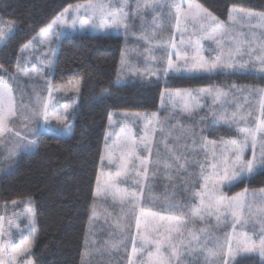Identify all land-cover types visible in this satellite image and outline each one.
Returning a JSON list of instances; mask_svg holds the SVG:
<instances>
[{
	"label": "snow or ice",
	"instance_id": "1",
	"mask_svg": "<svg viewBox=\"0 0 264 264\" xmlns=\"http://www.w3.org/2000/svg\"><path fill=\"white\" fill-rule=\"evenodd\" d=\"M143 6L144 8H151L153 12L152 36L141 37L147 43L151 44L152 39L157 37L155 29L161 27L158 20L164 15L163 9L165 8H167L168 22L174 21L175 31L181 34L179 44L172 42L171 39L168 42L159 41L158 46L163 50L159 58L152 53L150 48L146 49L149 53L148 59H158L165 65L163 67L165 75L173 70L180 73L182 69L190 73L210 74L214 71H229L230 73L258 72L264 74V44L260 45L258 51L251 44L248 48H243L239 43L233 46L224 42L230 27L238 19L247 18V22L250 23L253 18L258 17L261 21L260 26H264V12L258 14L252 10L233 6L229 12L228 22H225L213 16L195 0H187L186 3L185 0H163L162 3H158L157 0H144ZM81 7L83 6L69 5L64 8L59 16L40 30V42L51 44L54 28L56 29L55 38L59 39L60 29L66 28L76 31L78 26L81 32L119 30L121 27L127 30L129 23H131V15L135 14L142 18L140 2H137L134 13L126 10L129 9V0H121L115 8L110 4L106 8L103 3H89L87 7H84L86 16H81ZM233 12L235 18L232 15ZM182 20L183 25L181 24ZM190 26L192 32L189 33L186 42L183 37L185 33H188ZM6 27L7 31L0 28V42L6 40L13 25L8 24ZM204 40H211L216 44V48L211 50V54H206L207 50L202 43ZM31 44L30 41L28 44L22 45L20 51L26 52ZM52 55L55 53L49 49L41 62L51 67L50 56ZM30 59L29 56L28 60ZM121 62H124L123 56ZM149 71L155 74L157 70L149 69ZM33 72L38 74L39 70L34 66L29 67L27 62L24 64L18 62L12 72L7 67L0 65V143L8 141L11 144L9 157L17 155L19 151H27L38 146L36 137L40 135L41 121L47 125L55 120L57 125L62 126L70 134V125L67 123L68 117L66 115L69 112V106L65 105L61 112L56 109L55 105L49 108V104L41 102L39 98L37 105L32 109L25 108L23 116L24 120L28 121L29 124L34 123L35 126L28 127L25 125L26 131L23 134L17 127L20 112L10 81L17 80L20 74L31 79ZM5 76L9 79H4ZM230 87L237 88V85L233 84ZM245 90L264 96V87L240 89V91ZM75 91H80L78 83ZM103 91H107V89ZM201 91L204 95L211 96L214 104L218 101L221 104L226 103L225 98L229 96L228 91L219 88ZM175 95L181 99L185 96L188 97L189 103L184 105L182 111L189 116L193 115L197 108L202 107L197 100L199 94L194 95L191 92L181 93L178 91ZM169 98H172L171 94ZM260 111L261 119L255 123V126L247 124L241 126L238 120L245 119L243 114L233 112L231 117H228L226 113L212 111L213 121L210 122V127H215L218 120L229 126L235 124L239 137L225 142V147L221 150L219 157L213 154L210 163L198 165L200 167L199 178L202 182L198 186L209 189V185H211V190L207 194L196 192L191 202L171 203L167 209L158 210H153L151 205L146 204L142 200V194L146 182L149 180L150 166L152 174L156 175L162 162L158 150L155 153V159L153 158V147L157 127H161L162 131L163 128L158 119L153 120L141 116L139 113H125L123 115L120 122V132H110L105 138V152L101 156V163L103 164L106 160L107 164L113 168L103 183H101L100 177H97V188L94 196L111 195L114 202L118 200L121 205V213L125 217V224L121 225L117 221V228L125 227V230L130 231L131 220H135L136 236L130 238L132 249L131 255L127 257V264H133V257L139 258L138 264H184L182 257L185 253L189 256L197 253L203 255L204 264H241L244 259L255 254L259 257V264H264V220L261 221L262 226L259 234L253 232L249 235L247 231L243 230L247 221L241 218V209L244 207V200L241 199L243 194L231 197L226 195L227 187L234 181L245 175H251L257 166L264 168V103L261 104ZM50 113H54V115H50ZM155 115L153 114V116ZM206 118L207 114L201 117V119ZM136 121H144L142 135H137L134 131ZM113 123V117L110 115L109 125ZM128 125H132V127ZM113 136L115 139L109 145L108 140ZM13 138L15 139L13 140ZM258 142L259 158L256 154ZM195 145L196 140L193 139V149ZM184 147L185 154L182 156L176 151L175 145L169 148L168 142L165 140L168 158L163 161V166L166 170L173 167L172 161H175L177 162L175 167L178 171H186L185 166L188 163L187 144ZM246 150L251 151V159L245 156ZM180 160L184 162L178 163ZM205 161H208L207 155H205ZM208 168H211L212 171H207ZM165 175H168L167 171ZM122 183L125 185L124 187H121ZM128 183L134 184L135 187L130 189L127 186ZM197 200L199 203H196ZM16 203L15 200L12 201L13 205ZM95 213L96 209L93 206V217H95ZM226 214L233 217L231 235H226L223 244L217 241L209 247L207 244L208 237L201 235L207 230L203 226L198 227L197 221L203 225L210 223V218L214 217L219 224L221 216H226ZM26 216L30 224L29 236L27 240L21 238L18 245L15 244L11 232V229L16 226L14 221L9 219L7 221L8 228L5 229V217L0 216V264H34L31 258L34 253L31 249L36 225L31 202L26 209ZM149 219L151 228L145 227L144 231L141 232L142 220L147 225ZM238 224L241 225V230L237 229ZM111 246L117 250L123 247L127 252L124 237H121L118 242ZM145 256L147 259H144ZM237 256H240L241 259L237 260Z\"/></svg>",
	"mask_w": 264,
	"mask_h": 264
},
{
	"label": "trees",
	"instance_id": "2",
	"mask_svg": "<svg viewBox=\"0 0 264 264\" xmlns=\"http://www.w3.org/2000/svg\"><path fill=\"white\" fill-rule=\"evenodd\" d=\"M88 1L93 0H0V16L4 24L15 23L13 36L0 50V65L13 71L22 45L36 38L40 30L59 16L64 8ZM195 1L225 22H228L233 6L256 13L264 12V0ZM123 46V37L101 35L67 36L60 41L51 75L52 88L79 84L81 100L74 117V135L64 138L42 133L36 137L38 146L35 151L22 155L17 168L0 180L2 201H33L37 217L33 234L34 264H82L89 216L95 202L101 156L112 113L138 111L157 114L166 90L197 93L201 89L231 88L233 84L245 89L264 87V76L243 73L152 77L144 79L148 82L136 79L118 86ZM201 103L204 106L202 104L194 113L197 116L195 121L191 119L192 115L177 111L172 114L171 110L160 112L159 123L164 120L171 131L192 135V139L196 140L195 146L201 150L199 157H194L193 151L187 147L186 171L179 170L175 178L154 180L149 176L145 187L148 198L144 197L143 201L153 210L167 209L171 203L191 202L194 194L200 192L198 165L203 164L207 140L223 142L238 139V133L228 126L210 127L213 116L209 107H215L219 113L218 107L207 99L201 100ZM206 114L207 118L201 119ZM164 115L166 119H163ZM180 151L183 156L185 147ZM183 162L180 160L178 163ZM261 189H264V170L227 188L226 195L231 197ZM184 256V264L195 261L187 254ZM248 261L259 264V257L244 259V262Z\"/></svg>",
	"mask_w": 264,
	"mask_h": 264
},
{
	"label": "rangeland",
	"instance_id": "3",
	"mask_svg": "<svg viewBox=\"0 0 264 264\" xmlns=\"http://www.w3.org/2000/svg\"><path fill=\"white\" fill-rule=\"evenodd\" d=\"M120 2L121 0H93L84 3H79L76 5L83 6L80 9V13L81 16H86L87 13L84 12V7H87L89 3H93V4L103 3L105 4L106 8L110 4L113 8H115L119 5ZM137 2L141 3L142 18L141 16L135 14L131 15L130 16L131 23H129L127 30L121 27L119 30L109 29L108 31L99 30L95 32L93 31L81 32L79 30V27L77 26L76 31H72L66 28L60 29L61 34L59 36V39H56L55 38L56 29L54 28L52 30L53 37L51 44L41 43L39 39V35H40L39 33L36 36V39H33L31 41L32 44L29 47V49L26 52L20 53V57L18 59L19 63L24 64L27 62L29 67L34 66L39 70L38 74L36 72H33L31 79L20 74L17 80L10 81V86L13 88V94L16 98V105L20 112V117L17 120V127L22 132V134L24 131H26L25 125H28V127L35 126L34 123L29 124L28 121L23 119L24 110L25 108L30 110L34 106H36L39 98L41 102L48 103L49 108H52V106L55 105L56 109H59L61 112L63 111L65 105H68L69 112L66 115L68 117L67 123L70 125V134H69V132L65 131L62 126L57 125L55 120H52L51 123L47 125H44L43 122L41 121L40 135L42 133H46L49 135H54L64 138H70L74 135L73 123H74L75 114L80 105L81 92L75 91L76 88L75 84L59 85L52 88L53 82L51 79V75L57 58L58 45L60 41L67 36L101 35L108 37H123L124 46H123L122 56L124 62L123 63L121 62L119 78L117 80L118 86H123L129 83L130 81L136 79L140 81H145V80H149L147 78H152V77H156V78L162 76H164L165 78L168 76L193 77V76H205L209 74V73H190L182 69L180 73H176L173 70L168 72L167 75H165L163 71V67L165 65L162 62H160L158 59L157 60L148 59L147 57L149 53L148 51H146V49L150 48L152 50V53L159 58L163 51L162 48L158 46L159 41L168 42L169 39H171L172 42H176V44H179L181 34L176 31L173 32V30H175L174 21L172 23L168 22L167 8H165L163 9L164 15L161 16L160 19L158 20V23H160L161 27L155 29L157 33V37L152 39L151 44L147 43L146 40L142 39L141 37L145 35L149 37L152 36V31L154 27L152 23L153 12L151 8H144L143 6L144 0H129V9L126 10H130L134 13L136 10ZM157 2L162 3L163 0H157ZM186 2L187 0H185V3ZM232 15L235 18L234 12L232 13ZM8 24L13 25L12 31L11 33L8 34L4 42H0V50H2V48L6 45V42L13 36L15 32V23L8 22L7 24H4V20L0 16V28H4L5 31H7L6 26ZM181 24L183 25V20L181 21ZM260 25H261V21L259 20L258 17L253 18L250 23L247 22V18L238 19L237 22L230 27L229 34L231 33L235 34L236 31H238L237 33H239L240 35L236 36V39L240 42L239 44L241 43L243 44L242 45L243 48H248L249 44H251L252 47L256 48L259 51L260 45L264 44V26H260ZM191 32H192V28L190 26L188 28V33H185L183 37L186 42L188 41L189 33ZM193 39H195V37H193ZM231 44L235 46L233 42ZM49 49H51V51L55 53V55L50 56V59L52 60L51 67L41 62L44 55L49 52ZM205 49L207 50L206 51L207 54H211V50L213 48L209 49V47L206 46ZM29 56L31 57L30 60H28ZM149 69H154L157 71H155V74H153L152 72L149 71ZM221 72L222 71H220L219 73ZM254 73L256 74V76H264V74L258 72H254ZM4 79L8 80L9 78L5 76ZM49 85H51V91ZM201 90L197 91V93H193V92L191 93H193L194 95L199 94L197 97L198 103L200 105L203 104L204 106V103H201V100L203 98V96L200 94L202 92ZM179 92L184 93L190 91H179ZM176 93H177L176 90L164 91L162 95L161 107L155 116H153V113L138 112V111H118L112 113L114 123L112 125H109L107 135L110 132L111 133L120 132V122L123 119V115L125 113L128 114L139 113L141 116H145L153 120L158 119L159 121H160V112L162 110H164V112H167V110H171L170 112L171 114L173 113V111H177L182 114L188 115L187 113L182 111L184 105L186 103H189L188 97L185 96L183 99H181L179 96L175 95ZM170 94L172 95L171 99L169 98ZM241 95L242 98L240 102H235L234 100H230L229 96L225 98L226 103L234 102L236 104V107L232 111H226L221 109L219 113H226L228 117H231L233 112H237L238 114H243L245 119L238 120L239 124L241 126H245L246 124L255 126V123L258 122L259 119H261L260 106L262 103H264V96L250 92H243ZM206 98L208 100H211V103L213 105L218 106V108L219 106L224 105V103L221 104L219 101L214 104L211 96H206ZM200 108H197L196 111L199 110ZM209 108L211 109L210 115L212 116L211 113L212 111H215V107L211 106ZM249 113H251V115H249ZM50 115H54V113H50ZM164 118L166 119L167 116L164 115L163 119ZM191 119L195 121L197 119V116L193 114ZM217 122L218 124L221 125L225 124L223 121L218 120ZM159 124L162 126L163 131L161 130V127H157L156 132L154 134L153 158L155 159V153L158 150L162 162L159 166V171L156 173V175L152 174L151 166H150L149 176L154 180L155 178H162L166 180L170 178H175L177 176L176 173L179 171L175 167V164L177 163L175 161H172L173 167L167 170L163 166V161L168 158V153L165 150V140L168 142L169 148L175 145L176 151L178 153L181 152L180 150H182L183 146L187 144L188 148H190L193 151L194 157L196 156L199 157V152L201 149L196 146L193 149L192 141H191L193 140L192 135H188L186 133H176L171 131V128L166 127L164 120L162 121V123ZM226 125L229 126L228 124ZM128 126L132 127V125H128ZM231 126L236 127L235 124H231ZM143 127H144V121H136L134 131L136 132L137 135H142ZM178 131L179 129H177V132ZM14 139L15 138H13V140ZM114 139L115 137L113 136L111 139L108 140L109 145H111L112 140ZM10 147L11 144L8 141H5L4 143H0V180L4 176L11 174L17 168L18 162L22 155L31 154L35 151V148H32L27 151L22 150L19 151L17 155L9 157ZM224 147H225V142H221V143L208 142L205 148V151H207L206 155L208 157V161H204V163H210L213 158V154H215L216 157H219L220 152ZM104 152H105V148H104ZM256 154H257V158H259V142L257 144ZM245 156L248 159H251L252 158L251 151L246 150ZM112 168L113 166L108 165L106 160L103 162V164L100 163L98 176L100 177L101 183H103V181L107 178ZM263 170L264 168L257 166L251 175H245L241 179L234 181L227 188L236 185L243 179L249 180V178H251L252 175L256 176ZM166 171L168 175H165ZM207 171L211 172L212 169L208 168ZM101 173H103V175H101ZM124 186L125 185L122 183L121 187ZM127 186L130 189L135 187V185L132 183H128ZM96 188H97V183H96ZM96 188H95V192H96ZM210 190H211V185H209V189H204L201 187L200 192L207 194V192ZM144 197L146 199L148 198V196H145V189L142 194V200L144 199ZM241 199L244 200V207L241 209V218L242 220L247 221V224L244 226L243 230L247 231L249 235H251L253 232H255L258 235L262 226L261 221L264 220V189L251 191L248 194L246 191L243 193ZM16 202H17L16 205H13L12 202H5L0 199V216L5 217V222H4L5 229L8 228L7 221L9 219H12L14 221V225L16 226H14L11 229V232L13 234V239L15 244L18 245L20 243L21 238L27 240L29 236L30 224L26 216V209L29 206V202H31V207L33 208V211L35 213V225L37 223V217H36L35 206L31 199L18 200ZM197 203H199V201ZM93 206H95L96 209L95 217H93ZM93 206L91 208L90 216H89L87 237L85 243V250L82 257V264H127V257L131 255V249H132L130 238L136 236L135 220H131L130 231L125 230V227H121V228L116 227L117 221H119L121 225L125 224V217L121 213V205L118 203V200L114 202L111 195H107V196L101 195L98 197L95 196V202ZM224 217H226L229 221V223L226 221L227 224L225 225L222 222H221L222 224H218L216 222L215 223L210 222L203 225L197 224L198 227L203 226L206 228L207 231L205 233H202L201 235L208 237L207 244L209 247L213 246V244L216 243L217 241L223 244L226 235L229 236L228 224L229 226L231 225L233 221V217L230 214H226V216L224 215ZM90 218H91V223H90ZM145 227H149V229L151 228L150 219L147 225L142 220L141 232L144 231ZM237 229L241 230V225H239ZM121 237H124V242L127 244V252L123 247H120L119 250H117L116 248H113L111 246L113 243L118 242ZM4 239H7V237H4ZM33 250L34 247L32 244L31 251L33 252ZM190 257L193 260H195V261H191L192 264H204L203 255L197 253L191 255ZM31 258L33 259V257ZM132 259H133V264H138V259H139L138 257H133ZM144 259H147V257L145 256ZM236 259L240 260L241 257L237 256ZM247 259H255V254L248 257ZM241 264H254V262L248 261L246 263L243 260Z\"/></svg>",
	"mask_w": 264,
	"mask_h": 264
},
{
	"label": "crops",
	"instance_id": "4",
	"mask_svg": "<svg viewBox=\"0 0 264 264\" xmlns=\"http://www.w3.org/2000/svg\"><path fill=\"white\" fill-rule=\"evenodd\" d=\"M173 32H175V30H173ZM237 32H238V31H236L235 34H233V33L228 34V35L224 38V42H225L226 44H231V43L233 42L234 45H235L236 43H240V42L236 39V36L240 35V34L237 33ZM173 35H174V34H173ZM174 43H176V42H174ZM212 43H214V42L212 41ZM212 43H211V41H208V40H204V41H203V44L205 45V47L208 46L209 49H210V47L213 48V49H215V48H216V44H215V43L212 44ZM240 45L242 46L243 44L241 43ZM206 54H207V53H206ZM219 72H220V71H214V73H212V74H207V75H205V76L216 75V74H219ZM221 73H230V72H229V71H222ZM230 74H242V73L237 72V73H230ZM243 74H252V75H256L254 72H245V73H243ZM216 89H217V88H216ZM219 89H223V90H225V91H228V92H229L230 100H234L235 102H240V100H241V98H242V95H241V94H242L243 92H249V91H247V90H245V91H240V89H245V88H242V87H237V88H219ZM249 89H251V88H249ZM203 90H213V89H203ZM176 92H178V91H176ZM200 94L203 96L202 100L206 101V99H207V98H206V95H203V92H201ZM207 100H208V99H207ZM209 101L211 102V100H209ZM201 106H202V104H201ZM217 107H218V106H217ZM235 107H236V104H235L234 102H227V103H224V105L219 106L218 110L221 111V109H222V110H226V111H232V110L235 109ZM223 125L227 126L226 124H223ZM216 126H221V124H218V122H216ZM228 127H230L231 130L237 132L236 127H232V126H228ZM237 133H238V132H237ZM208 142L210 143V142H212V141L207 140V141H206V144H205V146H204V149L206 148V145H207ZM223 142H227V141H223ZM215 143H221V142H215ZM206 154H207V151H206ZM204 161H205V158H204ZM204 161H203V164H205ZM226 221L229 223L228 219H227L226 217H224V215H222V216H221V222L224 223V225H225V224H227ZM210 222H213V223L216 222V223H218L217 220H216L214 217L210 218ZM221 222H220L219 224H222ZM230 223H231V221H230ZM197 224H200V222L197 221ZM238 226H239V224L237 225V227H238ZM228 228H229V236H230L231 233H232L231 225L229 226V224H228ZM255 257H258V256L255 255Z\"/></svg>",
	"mask_w": 264,
	"mask_h": 264
}]
</instances>
